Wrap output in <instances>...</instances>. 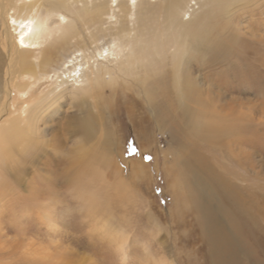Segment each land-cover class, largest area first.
<instances>
[{
	"label": "rangeland",
	"instance_id": "374dc122",
	"mask_svg": "<svg viewBox=\"0 0 264 264\" xmlns=\"http://www.w3.org/2000/svg\"><path fill=\"white\" fill-rule=\"evenodd\" d=\"M98 1L66 0L65 4L73 11L83 9L82 6L90 7ZM40 2L41 5L32 12L41 19L45 38L41 41L47 47L57 37L53 36L52 40L47 36V23L58 20L57 9L61 2ZM245 6L239 5L228 18V14L217 11V8L211 11L206 7L221 23L230 21L228 24L232 25H225L227 27L220 35L223 46L219 49V71L212 70L215 66L207 61L209 55L204 62H197L191 67L197 82L211 87L219 95L218 103L212 105L211 109L219 112V129L227 127L231 130L219 134L220 149L203 140L202 143L194 141L195 136L183 139L176 131L167 132L161 128L154 119L156 107L152 102V88L135 81L133 75L126 76L120 72L117 78L112 74L117 79L112 97L113 108L107 107L110 96L108 86H104L106 107H102L100 99L87 98L90 104L97 102L92 112L98 113L104 109V126L107 127L104 132H108L105 139L113 146L119 175L111 168L100 172L97 167H87L85 164L77 167L65 165L66 170L75 172L71 178L65 173V167H56L54 162H46L45 165L40 161L31 163V154L25 149L24 140L19 146L18 143L5 146L1 139L3 146L0 145V150H5L3 157H0V179L3 181L0 184V264H146L149 262L144 258L147 251L155 257L164 256L169 264L215 263L209 245V237L213 235L210 236L208 229L200 226L198 213L191 203L193 199H188L187 204L183 199L178 201L176 193L179 189L173 183V168L175 157L182 155L180 145L187 140L189 148L196 146L195 151L201 152L203 158L219 167L223 189L231 188L232 184L248 196L253 186V190L264 194V0H250ZM112 12L117 17L105 15L102 22L92 25L79 23L80 35L68 40V47L57 53L58 62H54L47 72L53 74L62 59L69 57V51L80 47L83 40L89 45L83 52L86 58L94 55L95 49L114 45L115 32L121 24V12L119 7H114ZM73 14L68 12L65 22L77 20ZM128 21L133 27L136 17L129 16ZM7 23H10V15L7 13L4 18L0 15V58L4 59V63H0V103L5 95V71L8 67ZM233 33L238 34L237 39L232 38ZM92 34L98 36L94 42H91ZM95 55L87 65L95 63L94 71L97 72V66H104L105 60L98 57L96 51ZM32 60L37 65L41 53L35 51ZM87 71L92 70L88 67ZM41 76L35 77L37 86L33 94L46 95L55 85V76L53 79H42ZM108 77L106 75L105 79ZM146 90L151 93H146ZM11 95L15 104L18 103L16 107L27 102L19 99L15 89ZM161 98L157 96L156 101ZM36 103H32L33 109ZM48 105L37 127L45 139L49 140L54 135L63 138V133H56L55 128L72 119L69 114L75 115L79 109L78 102L63 96L50 107ZM17 113L12 107L9 109L0 122L1 135ZM134 114H138L139 120L133 117ZM79 132L78 128L71 133L75 140ZM101 134L102 139L104 135L102 137ZM21 136L24 137L22 133ZM24 138L27 139V136ZM73 144L74 140L66 145L71 147ZM53 150V144L45 142L36 157L52 159ZM61 151L66 152L64 148ZM188 155L185 153L186 157ZM82 157L86 159L83 153ZM130 161L142 162L143 167L139 171L133 170L128 165ZM208 172L203 170L202 173L206 175ZM119 177L125 184L117 183ZM114 184L119 185L122 193L125 189L123 186L127 185L131 190L129 197L125 200L121 199L122 194L116 197L111 188ZM193 190L194 197L202 191L197 187ZM222 195L225 201L229 200L226 192H222ZM240 206L241 202L238 204L236 200L228 206L235 212L233 217L240 223L245 236V247L238 264H264V224L257 231L248 223L249 216L245 218L239 215ZM108 215L114 217V224L121 222L129 234L124 252L121 251L119 237H111L117 230L105 229ZM222 218L227 226L226 235L234 238L231 220L226 215ZM220 224L223 227L222 222Z\"/></svg>",
	"mask_w": 264,
	"mask_h": 264
},
{
	"label": "bare ground",
	"instance_id": "6f19581e",
	"mask_svg": "<svg viewBox=\"0 0 264 264\" xmlns=\"http://www.w3.org/2000/svg\"><path fill=\"white\" fill-rule=\"evenodd\" d=\"M58 1L61 2L60 8L57 9L60 20L58 18L47 23L49 27L45 30L52 40L53 36L57 35V37L46 47L45 42L41 41L43 38L41 19L32 12L41 5L40 0H0L1 17L4 18L7 13L10 15V23L5 24L8 67L5 71V95L0 103V122L11 107L14 111H18L17 116L5 126L7 130L0 134L1 146H3L1 139L5 146L11 143H18L19 146L24 140L25 149L31 154L29 157L31 163L40 161L45 165L46 162H54L56 167L61 169L65 167V173L71 178L75 172L66 170L65 165L77 167L85 164L87 167H97L100 172L111 168L119 175V165L113 154V146L105 139L108 132H104L107 128L104 126V109H100L98 113L92 112L97 102L94 105L90 104L87 98L92 96L96 101L100 99L102 107H106L104 86H108L110 96L107 107L113 108L112 97L117 87L116 78L120 72L126 76L133 75L135 81L152 88V102L156 107L154 119L161 128L167 132L176 131L183 139L195 136L197 138L194 141L202 143L203 140L206 144L220 149L219 134L229 133L231 130L227 127L219 129V112L211 109V106L219 100V95L211 87H204L203 83L197 82L191 67L197 62H204L209 55L207 61L215 66L212 70L219 71V67L217 68L219 49L223 46L220 35L227 26L232 25L228 24L230 21L227 24L226 21L221 23L216 15L206 10V7L211 11L217 8V11L228 14L226 16L228 18L231 11L237 10L239 5L246 7L245 4H249L250 0H99L90 7L82 6L83 9L73 11H70L72 9L67 3L65 4L66 0ZM114 7H119L121 12V24L115 32L114 45L109 43L108 46L95 49L98 57L105 60L104 66H97L98 70L95 72V63L92 66L87 65L96 55L94 51V55L84 57L83 52L89 48V45L83 40L80 47L77 46L69 51V57L62 59L53 74L47 72L54 62H58L57 53L68 47V40L80 35V24L92 25L102 22L105 15L115 18L117 16L112 12ZM68 12H73L77 20L71 19L65 22L68 19ZM132 15L136 17L133 27L128 24V17ZM232 36L235 39L238 34L233 33ZM90 37L91 42L98 38L97 34H92ZM35 51L41 53V60L37 65L32 60ZM0 63L1 65L4 63L3 58H0ZM88 67L92 71H87ZM36 75H42V79L56 77L55 85L48 94H33L37 86ZM106 75H109L107 79H105ZM67 85L71 86L64 89ZM13 89L18 92L19 99L27 102L16 107L18 103L15 104L11 95ZM151 91L146 90V93L149 94ZM63 96L76 100L79 109L75 115L69 114L71 120L55 128L56 133H63L64 141L62 137L55 135L49 140L45 139L37 124H41L43 112L51 100L53 101L48 107ZM157 96H162L158 102ZM33 102H37L35 109ZM137 116L138 114L133 115L138 119ZM77 127L80 132L75 140L71 133L77 130ZM21 133L24 137L27 136V139L21 136ZM100 134L102 137L104 135L102 139ZM72 140L74 144L71 147L67 146L66 144ZM45 142L53 144L52 159L44 160L36 157L39 150L45 146ZM62 148L66 152H59ZM195 148H189L188 141L183 140L180 145L182 155L175 157L173 183L179 189L176 193L178 201L183 199L187 204L188 199H193L191 203L198 213L200 226L208 229L210 236L213 235L212 238L209 237V245L215 260L214 264H238L239 256L245 247L243 243L245 236L240 223L233 217L235 212L228 206L235 203V200L238 204L241 202L239 215L245 218L249 216L248 223L258 231L264 224V194L253 190V186L248 196L243 195L242 191L232 184H230L231 188L223 189L219 180V167L213 165L214 162L209 163V159L203 158L201 152L195 151ZM4 150L5 148L0 150V157H3ZM82 153L86 155V159H83ZM185 153L189 154L188 157ZM128 165L138 171L143 167L142 162L130 161ZM203 170L210 171L211 174L208 172L204 175ZM118 179L120 182L117 183L125 184L121 177ZM2 182L0 179V184ZM194 187L202 190L195 197ZM111 188L116 197L123 195L122 200L127 199L131 194L127 185L123 186L125 188L123 193L118 184H114ZM222 192L227 193L229 200L223 199ZM221 214L231 220L234 238L226 235L227 226ZM113 218L112 215H108L104 226L107 230H117L115 234H111V237H119L121 251L124 252L129 234L121 222L114 224ZM145 255L144 258L149 261L148 263L169 264L164 256L155 257L149 251Z\"/></svg>",
	"mask_w": 264,
	"mask_h": 264
},
{
	"label": "snow or ice",
	"instance_id": "6c2138e0",
	"mask_svg": "<svg viewBox=\"0 0 264 264\" xmlns=\"http://www.w3.org/2000/svg\"><path fill=\"white\" fill-rule=\"evenodd\" d=\"M149 159H151V157H149Z\"/></svg>",
	"mask_w": 264,
	"mask_h": 264
}]
</instances>
